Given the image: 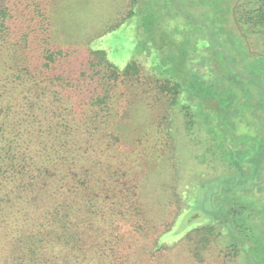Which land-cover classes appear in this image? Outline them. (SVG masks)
Listing matches in <instances>:
<instances>
[{"label":"trees","instance_id":"obj_1","mask_svg":"<svg viewBox=\"0 0 264 264\" xmlns=\"http://www.w3.org/2000/svg\"><path fill=\"white\" fill-rule=\"evenodd\" d=\"M132 2L126 15L122 4L107 14L105 23L98 18L108 11L98 14L88 37L86 26L73 29L61 19L54 0H0V264H166L160 260L179 242L202 260L216 236L215 225L181 233L178 243L162 240L178 219L188 223L183 229L200 217L222 225L229 245L246 264H255L253 252L258 250L257 245L247 247V236L263 249L261 230L248 225L246 207L238 203L224 216L202 206V212L197 208L187 214L178 208L166 222H153L147 215L140 187L149 160L143 163V149L134 150L133 141L125 144L117 119L119 85L125 75H139L141 67L131 60L122 72L105 49L93 48L94 39L126 20L149 16L148 0ZM233 19L248 38L256 34L264 40V0H241ZM57 28L66 37L62 41H54ZM215 34V59L233 67L228 55L232 48L218 29ZM204 63L175 67L187 75L188 90L197 81L206 84ZM86 64L89 71L82 70ZM233 74L236 81L245 78ZM253 80L264 96L261 78ZM132 108L127 124L134 121ZM145 134L139 144L147 146L151 140ZM259 148L264 153V142ZM258 160L257 170L263 172L264 161L261 168ZM237 183L225 189L237 191Z\"/></svg>","mask_w":264,"mask_h":264},{"label":"rangeland","instance_id":"obj_2","mask_svg":"<svg viewBox=\"0 0 264 264\" xmlns=\"http://www.w3.org/2000/svg\"><path fill=\"white\" fill-rule=\"evenodd\" d=\"M240 2L148 0L152 9L147 18L134 16L93 40V48L105 49L121 71L131 60L141 67L139 75H125L126 81L119 85L117 119L122 122L125 144L133 141L134 150L143 149L144 159L140 158L143 163L149 160L147 173L141 177L140 197L153 222L170 221L178 208L187 214L200 206L209 213L224 216L231 205L238 203L239 207H246L248 225L259 227L264 236V171L257 170V160L259 164L262 162L261 168L264 161L263 149L259 148L264 142V96L253 80L261 78L264 89V40L256 34L248 38L235 24L233 14ZM122 4L126 15L132 0H54V11L73 29L76 25L86 26L84 35L89 37L96 28V16L108 11L98 18L105 23L107 14L117 12ZM217 29L232 48L228 55L233 67L221 60L219 65L215 59ZM65 38L57 28L54 41ZM233 53L238 55V61H234ZM208 59H211L209 64ZM197 62L207 63L203 64L201 73L206 84L197 81L191 91L187 75L174 69L188 68ZM89 66L84 65L82 70L89 71ZM200 66L199 63L197 68ZM193 70L197 69L193 67ZM234 71L245 78L236 81ZM216 75H220L219 81ZM227 76L230 80H221ZM131 107L134 121L127 124L125 118ZM145 133L151 140L147 146L139 144V137ZM257 150L261 152L255 160ZM235 181L239 183L237 191L228 192L225 186L235 185ZM197 215L199 212L194 213ZM187 224L178 219L162 240L178 243L183 238L181 233L186 235L194 228L213 224L216 236L207 243L205 257L197 260L185 243L179 242L160 261L246 264L243 255L229 245L219 222L200 217L192 226L181 229ZM247 238L249 249L258 247L253 252V262L264 264V247H259L260 243L250 236Z\"/></svg>","mask_w":264,"mask_h":264},{"label":"water","instance_id":"obj_3","mask_svg":"<svg viewBox=\"0 0 264 264\" xmlns=\"http://www.w3.org/2000/svg\"><path fill=\"white\" fill-rule=\"evenodd\" d=\"M260 87H261V89H263V86H262L261 82H260ZM263 180H264V179H263Z\"/></svg>","mask_w":264,"mask_h":264}]
</instances>
